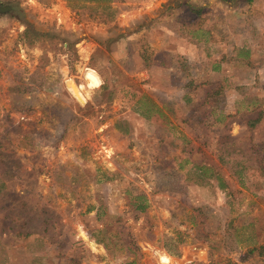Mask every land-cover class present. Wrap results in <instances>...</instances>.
<instances>
[{
  "label": "rangeland",
  "instance_id": "374dc122",
  "mask_svg": "<svg viewBox=\"0 0 264 264\" xmlns=\"http://www.w3.org/2000/svg\"><path fill=\"white\" fill-rule=\"evenodd\" d=\"M145 1L0 0V264H264V0Z\"/></svg>",
  "mask_w": 264,
  "mask_h": 264
},
{
  "label": "crops",
  "instance_id": "0c3cea01",
  "mask_svg": "<svg viewBox=\"0 0 264 264\" xmlns=\"http://www.w3.org/2000/svg\"><path fill=\"white\" fill-rule=\"evenodd\" d=\"M154 2L152 5L150 4V2ZM162 0H146L145 2H142V3H149V6H147V8H152L153 6L155 7L157 4H159L160 2H161ZM259 30H263L264 31V29H258V31ZM259 34H260V32H258ZM229 34H232V32L231 31H229ZM258 34V35H259ZM226 37V36H225ZM261 37V39L259 38V37H257L256 38V41H258V40H261V42L262 43H264V35H261L260 36ZM230 37L228 36V39H229ZM226 42H224L223 43V46L224 45H226L225 44ZM234 44H235V49H236V52L238 51V50H240L238 47L240 46V44L238 45V43H236V41L234 42ZM237 46V47H236ZM183 48V47H182ZM232 45L230 46V51H232ZM186 49V45H185V48H184V50ZM262 49H264V44L262 45ZM229 51V52H230ZM231 54V53H230ZM235 55H236V53H234ZM230 59H231V57H230ZM233 62L232 63H227V62H225L224 63V65H225V67L227 66V67H229V68H231L232 67V65H233V67L234 68H237V66H238V61H239V59H237V57H233ZM261 66H264V59H261V62L259 63ZM227 76H231V80H234V78H237L236 77V75L235 74H233V73H229ZM249 77H250V75H249ZM253 78H255V79H260L261 80V77H259L258 75H257V77H255V75L253 76ZM219 89H218V95L219 94H221L222 93V88L221 87H218ZM209 90L206 92H204L203 93V97H204V99H203V102H206L205 100L207 99V96L209 95ZM224 92V95L226 96V94H227V91H223ZM226 93V94H225ZM258 96V95H257ZM264 96V93H261L260 94V98H262ZM245 98V97H244ZM254 98H255V96L254 97H252L251 95H250V93H249V95H247V97H246V100L244 101V102H246V103H244V104H242V106L241 105H239L240 107H243L244 108V113H249V114H251L252 112H253V114H255V116L257 117L260 113H259V109H255V106H257V104H255V106H253V104H254ZM248 99V100H247ZM259 100V99H258ZM263 101H264V97H263ZM231 102V101H230ZM234 104L235 103H233V106H234ZM259 105V104H258ZM252 108H253V110H252ZM220 112V111H219ZM233 112H234V115H238L239 113H241V111H238V109H235V110H233ZM225 114H227V113H225ZM243 114V113H242ZM232 117V116H231ZM244 117V116H243ZM240 121V120H239ZM244 122H245V119H244ZM231 123H233V122H231Z\"/></svg>",
  "mask_w": 264,
  "mask_h": 264
},
{
  "label": "bare ground",
  "instance_id": "6f19581e",
  "mask_svg": "<svg viewBox=\"0 0 264 264\" xmlns=\"http://www.w3.org/2000/svg\"><path fill=\"white\" fill-rule=\"evenodd\" d=\"M68 91L81 103H83L84 97L80 94V92L75 88V85L71 82V80L68 81Z\"/></svg>",
  "mask_w": 264,
  "mask_h": 264
}]
</instances>
